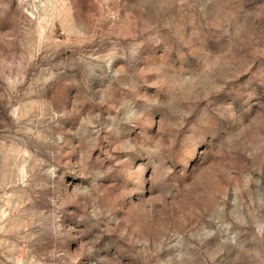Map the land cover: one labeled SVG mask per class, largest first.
<instances>
[{
  "label": "rangeland",
  "instance_id": "obj_1",
  "mask_svg": "<svg viewBox=\"0 0 264 264\" xmlns=\"http://www.w3.org/2000/svg\"><path fill=\"white\" fill-rule=\"evenodd\" d=\"M0 264H264V0H0Z\"/></svg>",
  "mask_w": 264,
  "mask_h": 264
}]
</instances>
